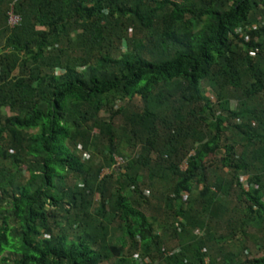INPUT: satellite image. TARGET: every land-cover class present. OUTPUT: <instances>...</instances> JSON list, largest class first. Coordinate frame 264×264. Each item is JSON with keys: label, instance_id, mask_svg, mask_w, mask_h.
<instances>
[{"label": "trees", "instance_id": "1", "mask_svg": "<svg viewBox=\"0 0 264 264\" xmlns=\"http://www.w3.org/2000/svg\"><path fill=\"white\" fill-rule=\"evenodd\" d=\"M0 264H264V0H0Z\"/></svg>", "mask_w": 264, "mask_h": 264}, {"label": "built area", "instance_id": "2", "mask_svg": "<svg viewBox=\"0 0 264 264\" xmlns=\"http://www.w3.org/2000/svg\"><path fill=\"white\" fill-rule=\"evenodd\" d=\"M10 18H9V23L11 26L15 27L21 22V18L14 14L13 12H10Z\"/></svg>", "mask_w": 264, "mask_h": 264}, {"label": "rangeland", "instance_id": "3", "mask_svg": "<svg viewBox=\"0 0 264 264\" xmlns=\"http://www.w3.org/2000/svg\"><path fill=\"white\" fill-rule=\"evenodd\" d=\"M146 194L148 195V193H146ZM148 196H150V195H148ZM251 229H252L251 231H255L253 228H251ZM221 233L223 234V233H225V231L223 230V231H221ZM175 244H176V242H174V244H172L171 246H175ZM252 250H253L252 255H251V257L249 256L250 258L257 257L260 255V253L257 250H255L253 248H252ZM249 257H247V258L249 259Z\"/></svg>", "mask_w": 264, "mask_h": 264}]
</instances>
